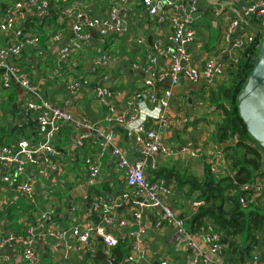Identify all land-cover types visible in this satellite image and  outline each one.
I'll return each mask as SVG.
<instances>
[{
  "label": "crops",
  "instance_id": "obj_1",
  "mask_svg": "<svg viewBox=\"0 0 264 264\" xmlns=\"http://www.w3.org/2000/svg\"><path fill=\"white\" fill-rule=\"evenodd\" d=\"M16 1L18 0H0V24L7 8ZM46 1L49 10L44 18H30L23 23L25 32L31 36H39L38 45L27 47L19 55L10 57L8 62L29 75L33 84L38 87L39 95L45 100L61 106L68 101V111L75 119L85 120L92 131L78 129L74 125H66L61 129L55 140L59 153L56 159L59 171L54 173L51 179L47 180L40 174V171L44 170L41 161L38 167L30 166L27 169L26 177L30 179L36 177L39 181L40 187L34 192V201L25 200L17 189L16 168L12 169L16 178L13 185L2 183L3 171H0V238L6 229L22 234L27 223L24 222L27 219L25 217L34 219L36 211L43 209L45 205L50 207V211L54 210L56 218L54 216L53 219L60 223L64 231L87 223L104 227L105 231L113 235H127L134 230L132 225L134 211L137 209L135 202L142 199L140 196L134 197L127 187L126 174L117 168L112 147L105 146L106 140L102 138L101 133L110 134L113 146L121 148L131 162L141 160L144 155L136 149L133 132H130L125 125L106 120L108 109L95 97L98 88H107L110 91L109 103L120 113L134 107L143 114H151L147 118L148 127L160 132L164 142L174 151V156L171 157H155L158 171L186 170L202 181L209 155L218 151L223 153L224 159L220 162L219 174L215 176L218 178L233 176L231 160L223 151V147L220 149L214 139L215 122L219 111L210 102L213 91L224 83L218 84L221 81L217 80L212 84L205 82L194 84L181 77L178 86L172 89L168 126L164 128L154 114L156 106L151 102L150 95L160 96L171 85L169 81H165L161 85L147 87L141 67L147 63L153 45L167 43L170 27L168 24L160 23L163 4L159 5V13L151 16L141 0H125L127 4L121 0ZM252 2L253 0L198 1V13L191 22V26L197 32L196 40L188 46V51L192 55L191 65L195 69L200 70L210 60L219 59L229 65L228 77L224 81L230 79V70L236 69L231 59L239 58L245 48L243 44L246 42V37L257 35L253 28L259 31L257 18L252 15L245 16L243 13V9ZM111 8L119 10L118 17L128 28L126 34L111 35L102 39L97 30L83 27L90 39L82 42L81 48L76 53L80 65L77 70L72 71L64 68L59 61L58 53L65 45L76 42L73 28L83 22L79 16L104 17L109 14ZM168 13L182 14L179 9ZM234 19H240L244 27L234 34L231 43L227 46L224 34L229 22ZM59 33L64 38L60 42H54L53 36ZM138 38L146 39L148 47L144 48L136 44ZM13 42V33L0 29V50L10 47ZM224 47L227 49L226 54L222 52ZM104 57L107 59L103 60ZM98 61H102V64L96 73H92L95 67L93 65ZM168 65L169 60L162 58L158 66L160 69H166ZM56 70L59 72L58 75L56 78H51V74ZM1 74L2 70H0V133H11L9 145H14L21 140L36 136L35 118L26 115L25 105L38 97L17 83H13L10 88H4ZM80 77L89 78L90 84L71 95L66 86L68 82ZM26 135L30 137L26 138ZM83 136L87 139L84 146L75 148L74 139ZM188 142H192L193 147L198 150V158L193 159L181 152ZM87 159H91L100 167L96 178L89 177ZM148 173L150 178H153L155 172ZM40 179L48 181L47 184L45 185ZM52 179L54 181H51ZM53 185L56 188L48 190L53 189ZM87 186L89 187L85 190L84 187ZM169 187L172 193L161 197L164 206L171 207L175 215L185 220L190 228L191 217L198 208L194 206L193 200L185 192L178 190L174 184H169ZM126 193L132 196L129 199L125 198ZM97 196L104 198L108 206L113 203L118 204V206L113 204L109 216L114 218L115 223L126 220L127 228L120 229L115 226L107 229L103 212L95 210L93 206L92 200ZM260 206L261 213L264 200ZM159 220L160 216L156 210H145L143 219L145 237L141 250L134 252L136 258L134 264H160L165 259H171L174 264H190L194 253L188 241L186 239L177 241L173 226L168 223L159 225ZM255 228L256 230L251 234L233 235L226 241L223 239V251L219 254H211L212 259L219 264H264V250H262L264 230L262 226ZM98 237L100 235H94L92 242L94 250L73 251L67 259L64 256L65 244L76 246L75 238L70 232L63 240L57 241L58 252L55 254L48 251V243L39 242L37 248L41 252L42 264H105V260L93 257L100 250ZM193 237L203 251L209 252L201 233H194ZM126 244L123 257L116 258L118 263L123 264L126 260L125 256L131 254V240ZM114 249L112 252L115 251ZM21 250L19 247L17 253L10 250L1 252L0 264H27L21 255ZM102 251L106 256L109 255L104 246Z\"/></svg>",
  "mask_w": 264,
  "mask_h": 264
},
{
  "label": "built area",
  "instance_id": "obj_2",
  "mask_svg": "<svg viewBox=\"0 0 264 264\" xmlns=\"http://www.w3.org/2000/svg\"><path fill=\"white\" fill-rule=\"evenodd\" d=\"M127 4L125 0H121ZM148 13L153 16L159 13V5L163 4V14L160 17V23L168 24L170 32L167 38L166 45L158 43L153 45L152 52L149 54L147 63L141 67L147 87L161 85L165 81H169L171 87L166 89L163 94L157 96L150 95L151 102L156 106L154 114L166 128L169 124L168 109L170 108V99L172 98V89L177 87L181 77H184L189 82L194 84L208 83L212 84L215 81H224L228 77L227 69L229 65L226 61L219 59L210 60L204 68L198 70L191 65L192 55L188 51V46L196 40V29L191 26V22L198 13L199 0H141ZM182 14L168 13L177 10ZM49 10V4L46 0H18L10 5L5 13L0 29L4 32H12L14 36L13 44L0 50V70H2L1 81L4 88H10L13 83H17L23 89L35 94L37 99L27 102L25 105L26 115L30 118H35L36 136L30 139L21 140L14 145L0 146V171H3L1 181L7 185H13L16 180V187L21 192L22 197L27 201H34V192L39 188V181L26 177L27 169L30 166H39L40 161L44 166V170L40 174L45 179H51L52 175L59 171L57 157L59 153L55 146V140L61 129L66 125H74L78 129H87L92 131V128L87 126L85 120H77L68 111L69 102L66 101L63 106L56 105L45 100L39 95L38 87L33 84L29 75L23 73L18 67L11 65L8 60L23 52L27 47H36L40 41L38 35L31 36L25 32L23 23L30 18L42 19ZM245 16H254L257 18L259 34L246 37V42L243 46L256 44V49L259 47L261 38L264 37V0H253V2L243 9ZM119 10L111 8L109 14L104 17H89L80 15L82 24L74 26L73 30L76 34V42L65 45L58 53L59 61L67 70H77L80 62L77 59L76 53L81 48V43L90 39L89 34L84 31L86 29H95L98 31L99 37L106 39L111 35L123 36L128 31L126 23L119 19ZM244 27L240 19L230 21L225 34L224 41L227 46L231 43L234 34ZM64 36L55 34L54 42H60ZM136 44L144 48L148 47L146 39H136ZM227 53L226 47L222 50ZM162 58L169 60V65L166 69L159 68V61ZM104 57L103 60H106ZM233 66L237 68L239 58H232ZM102 64L98 61L93 66V72L96 73ZM58 70L51 74V78H56ZM89 78L80 77L68 82L66 88L72 94L78 93L90 84ZM95 97L108 109L106 120L110 123L115 122L125 125L130 132L135 136L136 149L139 150L144 158L137 162H131L125 152L113 146V139L110 134L101 133V136L106 140V147H112L113 157L116 161L117 168L126 174V184L134 197H141L142 201H136L137 209L134 211V230L127 235H113L109 231H105L104 227L94 226L87 223L64 231L60 227V223L55 220L56 213L52 211H36L34 219L24 220L26 223L25 230L22 234H16L8 229L4 230L3 236L0 238V253L10 250L13 253L19 251L21 247V255L27 264H42L41 252L37 245L39 242H46L49 245V252L55 254L58 252L57 241L63 240L70 232L76 241V246L65 244V258H69L73 251L83 252L94 250L92 242L94 235H100L103 239V246L108 250V256L105 264H121L116 262L112 256V250L119 246L121 241L131 240V254L126 257L123 264L136 263L135 253L141 250L145 237V228L143 224L144 213L147 209H154L159 213V225L168 223L173 226L176 232V240L182 241L186 239L194 253V258L190 264H219L216 263L211 254H219L223 251L224 244L223 233L219 231L217 226L212 222H206L200 229V232L205 239L206 246L209 252L203 251L196 243L193 233L190 232L185 220L178 218L174 210L169 206H164L162 202L163 195H170L172 189L169 187L165 179H153L149 176L150 172H157L158 165L155 160L157 156L171 157L174 156L173 149L164 142L160 132L150 129L147 125V118L151 114H143L140 110L134 107L127 112L120 113L115 107L110 105L109 100L111 93L107 88H98ZM153 115V114H152ZM90 129V130H89ZM86 137H78L74 139L73 145L75 148L83 147L86 142ZM236 140V138H234ZM230 143L232 141L230 140ZM181 152L189 157L196 159L199 157V152L193 147L192 142L184 145ZM148 158L151 159L148 162ZM224 159L222 152L211 153L207 159V165L211 172L219 174L220 162ZM87 171L90 178H96L100 172V167L97 163L87 159ZM16 168V178L12 169ZM26 177V178H25ZM248 189L251 191L247 197L241 198V205L246 208L249 205H259V202L264 200V177L251 184ZM130 193L124 194V197L129 199ZM93 206L97 211L103 212L104 223L107 229L111 227H120L125 229L128 226L126 220H120L115 223L114 218L109 216L113 204L108 206L104 198L94 197ZM203 202H195L194 206L199 208ZM118 206V204H115ZM55 214V215H54ZM55 218L53 219V217ZM23 221V220H22ZM264 230V221H263ZM193 234V235H192ZM20 245V246H19ZM264 250V242L262 244ZM160 264H174L171 259H165ZM237 264V263H233Z\"/></svg>",
  "mask_w": 264,
  "mask_h": 264
},
{
  "label": "trees",
  "instance_id": "obj_3",
  "mask_svg": "<svg viewBox=\"0 0 264 264\" xmlns=\"http://www.w3.org/2000/svg\"><path fill=\"white\" fill-rule=\"evenodd\" d=\"M258 41L257 38V43ZM256 44L245 46L240 53L237 68L230 70V79L219 85L210 96V102L219 111L214 139L231 160L233 176L218 178L208 165L205 167L202 181L186 170H160L153 175V179L162 178L168 185L174 184L178 190L185 192L193 203H204L191 217L189 230L193 234L199 233L207 220L223 233L224 241L233 235L251 234L256 230L255 226L263 227L264 207L263 213L259 211L261 202L246 208L240 203L241 198L251 193L248 187L264 177V151L248 133L237 104L238 95L256 62ZM29 137L26 135V138ZM9 139L11 133L1 132L0 146L9 145ZM127 241L129 240L121 241L114 249L113 258L123 257Z\"/></svg>",
  "mask_w": 264,
  "mask_h": 264
},
{
  "label": "water",
  "instance_id": "obj_4",
  "mask_svg": "<svg viewBox=\"0 0 264 264\" xmlns=\"http://www.w3.org/2000/svg\"><path fill=\"white\" fill-rule=\"evenodd\" d=\"M253 31L257 35L259 34V31L254 28ZM237 104L240 117L246 125L248 133L264 151V37L261 38L257 48L253 70L238 95ZM219 148L222 149V146L219 145ZM150 161L151 159L148 160V162ZM88 187H84V189L87 190ZM98 241L100 242V250L93 257L106 262L107 257L102 251L103 239L98 237Z\"/></svg>",
  "mask_w": 264,
  "mask_h": 264
},
{
  "label": "rangeland",
  "instance_id": "obj_5",
  "mask_svg": "<svg viewBox=\"0 0 264 264\" xmlns=\"http://www.w3.org/2000/svg\"><path fill=\"white\" fill-rule=\"evenodd\" d=\"M226 81H221V82H219L218 84H223V83H225ZM216 119H217V117H216ZM41 181H44L43 179H40ZM51 181H54V179H52ZM47 182L48 181H44V184L46 185L47 184ZM54 188H56L54 185H53V189H48V190H54ZM43 211H47V212H49L51 209H50V207L49 206H44L43 207V209H42ZM262 213V212H261ZM188 227V226H187Z\"/></svg>",
  "mask_w": 264,
  "mask_h": 264
}]
</instances>
